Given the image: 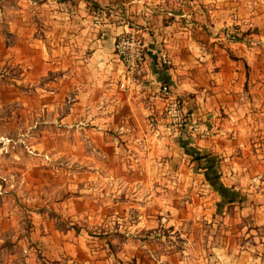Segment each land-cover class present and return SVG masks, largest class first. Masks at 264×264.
<instances>
[{
  "label": "rangeland",
  "instance_id": "374dc122",
  "mask_svg": "<svg viewBox=\"0 0 264 264\" xmlns=\"http://www.w3.org/2000/svg\"><path fill=\"white\" fill-rule=\"evenodd\" d=\"M217 3L228 8L212 22L206 10ZM157 4L162 9L151 14L163 21L180 22V10L190 20L197 7L195 23L209 21L211 29L212 22L213 32L223 29L250 54L264 56V0ZM34 99V0H0V264H217L214 254L227 257L237 247L246 253L231 254L230 262L264 264V221L251 231L253 221H245L262 217L261 208L246 206L244 218L232 206L215 207L216 191L181 155L133 156L123 145L98 157L78 128L48 124ZM250 101L254 150L264 140V110H256L264 94ZM153 131L156 139L165 135ZM249 190V198L256 196L253 185Z\"/></svg>",
  "mask_w": 264,
  "mask_h": 264
},
{
  "label": "crops",
  "instance_id": "0c3cea01",
  "mask_svg": "<svg viewBox=\"0 0 264 264\" xmlns=\"http://www.w3.org/2000/svg\"><path fill=\"white\" fill-rule=\"evenodd\" d=\"M102 1L34 0V110H45L48 124L78 128L80 141L95 144L101 158L109 148L116 153L125 145L133 156L159 152L192 159L190 171L204 176L216 191L215 207L232 206L244 218L246 206L263 212L264 140L250 150L248 136L253 123L250 100L264 94V56L250 54V47L227 38L223 29L213 32V17L224 13L227 3L206 10L212 21L207 29L209 21L195 23L197 7L190 11V20L180 10L178 22L151 14V9H162L160 0ZM134 22L146 44V66L139 83L123 90L118 87L123 73L113 41ZM163 54L170 64L161 62ZM161 83L180 96L188 114L210 123L213 136L192 141L162 130L157 97ZM258 105V112L264 110L263 101ZM155 129L165 135L156 139ZM99 169L114 174L113 168ZM252 185L260 202L254 195L249 198ZM262 217L245 219L253 222L250 229L243 227L251 231L264 221V213ZM243 249L227 250V257L214 254L221 259L217 264H246L236 257L230 262L231 254L240 258Z\"/></svg>",
  "mask_w": 264,
  "mask_h": 264
},
{
  "label": "built area",
  "instance_id": "2783aa9c",
  "mask_svg": "<svg viewBox=\"0 0 264 264\" xmlns=\"http://www.w3.org/2000/svg\"><path fill=\"white\" fill-rule=\"evenodd\" d=\"M182 1V0H179ZM192 3L193 0H184ZM113 51L122 65L123 76L118 87L123 90L132 89L138 80L143 78L146 66V44L142 33L134 24L119 33L113 41ZM161 62L170 64L163 54ZM157 97L162 102L160 125L163 131L184 134L189 140L207 139L213 131L207 121L198 120L188 114L184 101L174 93L168 83H161L157 88Z\"/></svg>",
  "mask_w": 264,
  "mask_h": 264
}]
</instances>
